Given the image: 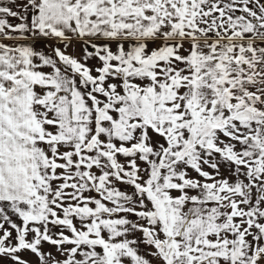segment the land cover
Wrapping results in <instances>:
<instances>
[{"label":"snow or ice","instance_id":"obj_1","mask_svg":"<svg viewBox=\"0 0 264 264\" xmlns=\"http://www.w3.org/2000/svg\"><path fill=\"white\" fill-rule=\"evenodd\" d=\"M0 264H264V0H0Z\"/></svg>","mask_w":264,"mask_h":264}]
</instances>
